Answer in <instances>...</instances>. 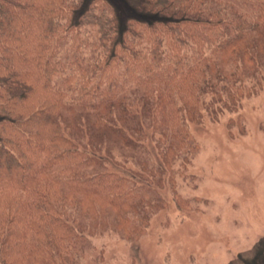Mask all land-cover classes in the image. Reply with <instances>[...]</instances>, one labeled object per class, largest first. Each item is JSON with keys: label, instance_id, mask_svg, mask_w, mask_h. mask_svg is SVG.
Listing matches in <instances>:
<instances>
[{"label": "trees", "instance_id": "trees-1", "mask_svg": "<svg viewBox=\"0 0 264 264\" xmlns=\"http://www.w3.org/2000/svg\"><path fill=\"white\" fill-rule=\"evenodd\" d=\"M123 2L0 0V264H80L96 230L137 243L198 150L188 124L263 85L264 0Z\"/></svg>", "mask_w": 264, "mask_h": 264}, {"label": "rangeland", "instance_id": "rangeland-1", "mask_svg": "<svg viewBox=\"0 0 264 264\" xmlns=\"http://www.w3.org/2000/svg\"><path fill=\"white\" fill-rule=\"evenodd\" d=\"M113 1L123 11L130 7ZM70 44L62 49L72 54ZM203 113L200 123L187 126L198 150L189 164L177 161L164 172L156 190L165 205L141 239L127 242L112 229L89 232L80 264H264V82L237 112L217 119ZM147 144L138 159L155 157L154 141ZM175 195L185 204L179 206Z\"/></svg>", "mask_w": 264, "mask_h": 264}]
</instances>
